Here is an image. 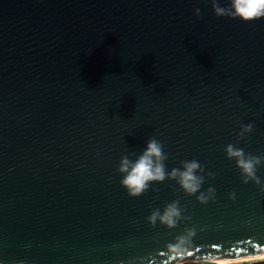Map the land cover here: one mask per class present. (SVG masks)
I'll return each instance as SVG.
<instances>
[{
  "label": "water",
  "instance_id": "obj_1",
  "mask_svg": "<svg viewBox=\"0 0 264 264\" xmlns=\"http://www.w3.org/2000/svg\"><path fill=\"white\" fill-rule=\"evenodd\" d=\"M150 138L167 171L215 173L214 201L168 180L130 198L119 161ZM228 144L264 156V19L217 18L212 0H0L3 264H174L165 245L192 227L184 264L264 255V193ZM172 200L191 220L150 226Z\"/></svg>",
  "mask_w": 264,
  "mask_h": 264
},
{
  "label": "clouds",
  "instance_id": "obj_2",
  "mask_svg": "<svg viewBox=\"0 0 264 264\" xmlns=\"http://www.w3.org/2000/svg\"><path fill=\"white\" fill-rule=\"evenodd\" d=\"M212 7L217 18L228 17L239 19L241 22H253L264 19V0H227L226 6H221L218 0H212ZM196 15L200 16V10L196 9ZM253 130V124L242 125L238 136L243 139ZM226 158L235 162L239 170L241 182L247 185L252 182L264 193V183L257 176V169L264 165V156L246 154L242 148L228 144L224 149ZM167 155L162 143L156 138H150L144 150L134 159L123 156L119 161L117 172L121 176L120 186L130 198H138L144 194L151 185L163 183L165 180L174 181L179 189L188 197L195 196L200 205H206L214 201L216 190L209 186L202 190L205 184V176L214 178L215 173H205L204 167L196 159L181 162L179 168L166 170L165 161ZM229 198L235 200V193H230ZM184 209L179 200H172L162 208H155L147 216V222L155 227L157 223L173 230L181 221H190L191 217L184 215ZM196 236V228L185 229L183 233L165 245L168 258L174 264H184V260L193 256V240ZM0 264L3 261L0 260ZM20 264H24L23 261ZM199 264H264V255L249 256L244 259L216 258L201 259Z\"/></svg>",
  "mask_w": 264,
  "mask_h": 264
},
{
  "label": "rangeland",
  "instance_id": "obj_3",
  "mask_svg": "<svg viewBox=\"0 0 264 264\" xmlns=\"http://www.w3.org/2000/svg\"><path fill=\"white\" fill-rule=\"evenodd\" d=\"M186 264H199V263H186Z\"/></svg>",
  "mask_w": 264,
  "mask_h": 264
}]
</instances>
